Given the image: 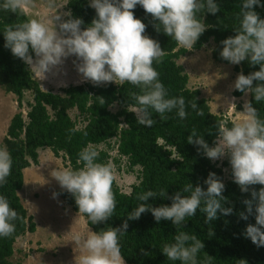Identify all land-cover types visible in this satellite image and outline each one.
<instances>
[{
	"label": "clouds",
	"instance_id": "9594fccd",
	"mask_svg": "<svg viewBox=\"0 0 264 264\" xmlns=\"http://www.w3.org/2000/svg\"><path fill=\"white\" fill-rule=\"evenodd\" d=\"M32 3L33 0H3L0 9L16 13ZM137 5L151 15L157 32L162 29L166 36L189 50L209 27L198 14L216 15L221 10L217 0H90L89 7L95 10V17L87 27L83 26L81 18L73 17L71 11L51 16L47 23L31 19L6 24L4 47L34 70L41 80L47 75H66L65 62L74 58L72 64L81 82H91L96 87L127 82L138 87L139 94L133 92L131 96L136 102L133 113L142 126L152 127L156 123L153 113L166 119L165 114L174 109L184 119L187 116L185 99L182 96L169 98L153 67L154 62H161L165 51L158 41L144 34L146 25L134 16ZM257 7L264 4L260 0H243L238 14L239 26L234 36L220 42V57L232 65L247 61L250 67L259 66L258 71L248 75L243 71L238 73L232 85L234 90L245 97L251 95L259 103L264 102V18L254 10ZM98 98L104 104L103 97ZM236 99L231 98L230 105L234 109ZM191 107L196 109V103ZM197 115L204 114L198 112ZM240 115V123L229 127L221 122L217 126L212 146L195 130L187 137V143L197 146L198 154L213 162L227 158L233 183L242 194L249 196L241 201L243 211L234 212L231 202L223 195L225 184L213 172H209L203 182L206 189L188 182L171 195L167 189L148 190L137 195L141 203L121 226L100 231L88 229L86 235L74 237V244L81 252L78 264H126L121 255L120 237L127 233V221L138 220L144 213H151L156 223L171 221L175 227L173 242L165 243L162 248V254L170 261L199 264L198 254L205 245L196 235L183 230L186 219L195 216L197 210L204 214L206 224L222 216L236 215L243 221L253 217L255 222L246 225L243 235L256 247H264V118L248 100L244 101ZM98 156L95 147L88 145L79 153L83 167L65 168L54 175L60 187L74 198L78 213L92 225L108 221L116 208L113 165L96 162ZM12 164L7 147L0 148V186L7 183ZM256 185L261 187L257 189ZM58 195L54 193L53 198ZM158 197L170 200V205L154 207L148 203L150 198ZM25 203L35 211L32 204ZM20 219L8 199L0 195V237L12 236L16 231L15 221ZM209 235L213 236L214 232ZM204 254L208 260L212 259ZM239 264L247 262L240 260Z\"/></svg>",
	"mask_w": 264,
	"mask_h": 264
},
{
	"label": "trees",
	"instance_id": "16d2710c",
	"mask_svg": "<svg viewBox=\"0 0 264 264\" xmlns=\"http://www.w3.org/2000/svg\"><path fill=\"white\" fill-rule=\"evenodd\" d=\"M242 2L243 0H217L221 10L216 15L198 14L209 27L191 51H198L204 44L211 42V60L229 65V62L220 57V42L235 35ZM2 3L3 0H0V4ZM260 3L264 4V0H260ZM65 8L66 11H71L73 17L81 18L84 27L95 17V10L89 7L88 0H67ZM254 10L264 18V7ZM134 16L146 25L144 34L158 41L165 51L161 62H154L153 67L159 73V80L165 86L168 97L182 96L185 99L187 116L184 119L174 109L165 114L166 119L153 113L152 118L156 123L152 127L138 124L133 113L136 102L131 93L139 94L140 89L127 82L99 87L86 82L67 86L61 90L62 94L42 91L32 78L29 67L4 47V26L26 22L27 17L22 10L12 13L0 9V88L4 93L15 96L17 107L21 106L24 91L31 96L24 117L20 112L14 113L0 141V148L6 146L13 160L11 175L7 178V183L0 186V195L5 196L10 206L22 217L15 221L16 231L12 236L0 237V264H9L15 239L34 232L32 217L27 215L17 193L22 187L23 170L37 166L38 151L43 149H48L54 157H59L65 168L79 169L83 167L82 162H79V153L92 145L99 153L96 162L108 164L110 159L117 169L121 170L123 167L125 172L134 174L135 181L126 190H122L114 180L112 187L116 208L108 221L92 225L87 218L82 217L85 226L91 231L121 226L130 212L141 203L136 198L137 195L145 191L159 192L167 189L171 195L188 182L206 189L203 182L209 172L221 177L225 184L223 195L231 202L234 212L244 210L241 201L249 196L247 193L242 194L233 183L227 158L213 162L198 154L197 146L187 143V137L195 130L197 135L203 136L209 146H212L217 126L226 122L231 127L232 123L223 115L211 113L206 100L199 97L198 90L187 88V76L176 63L179 57L187 53L186 48L179 47L162 29L157 32L153 27L156 22L141 6H136ZM233 70L235 73L243 71L248 75L258 71L259 66L250 67L245 61L234 65ZM242 95L234 89L231 92L232 97L240 98ZM98 97H103L104 104H101ZM246 100L251 101L260 117L264 118V102H255L251 95ZM193 103H196V109L191 107ZM70 110H74L81 118V125L69 117ZM198 112H203L204 115H197ZM255 187L259 189L261 186ZM60 196L72 212L78 213L70 193L64 191ZM148 203L156 207L161 204L170 205L171 201L158 197L155 200L150 198ZM127 222V233L120 237L121 255L126 264H181L180 261L168 260L162 254L163 245L173 242L176 232L171 221L156 223L151 213H144L138 220ZM254 222L253 217L243 221L236 215H230L206 224L204 214L197 210L195 216L186 219L183 230L196 235L205 245L198 254L199 264H239L240 260H245L247 264H264V247H256L243 235L246 225ZM211 231L214 232L213 236L209 235ZM204 253L212 259L208 260Z\"/></svg>",
	"mask_w": 264,
	"mask_h": 264
},
{
	"label": "rangeland",
	"instance_id": "374dc122",
	"mask_svg": "<svg viewBox=\"0 0 264 264\" xmlns=\"http://www.w3.org/2000/svg\"><path fill=\"white\" fill-rule=\"evenodd\" d=\"M66 1L33 0L32 5L22 11L28 20L37 19L47 23L49 17L66 12ZM179 47L183 46L179 45ZM211 48V42L204 44L198 51L186 48L187 53L179 57L176 63L182 67L187 76V88L198 90L199 97L206 100L210 112L225 116L233 126L242 120L240 112L243 110V103L247 96L242 95L236 99L235 109L230 105L232 85L238 73L234 72L232 64L213 62L210 58ZM72 59L74 58H69L65 62L66 75H47L46 79L41 80L29 67L32 78L42 91L56 94H62L61 90L67 86L86 83L81 82V76L75 71ZM10 95L0 88V119L7 118L4 117L7 104L9 116L20 112L24 117L28 110L26 105L31 102L30 93L23 92L20 107H17L16 98ZM68 114L72 120L81 125V118L74 110L68 111ZM3 124L1 123V128L4 127ZM38 157L37 166H30L23 172L22 187L17 193L27 215L32 217L35 229L33 233H25L15 239L13 254L8 262L9 264H78L81 252L74 244V237L81 235L75 227L80 214L72 212L70 207L66 206L60 196V193L66 190H63L54 178L55 172L65 169V166L62 160L54 157L48 149L39 151ZM108 164L113 165L114 180L122 190H126L135 181L133 173L125 172L123 167L121 170L117 169L110 159ZM54 193L59 195L53 198ZM25 201L32 204L35 211Z\"/></svg>",
	"mask_w": 264,
	"mask_h": 264
},
{
	"label": "crops",
	"instance_id": "0c3cea01",
	"mask_svg": "<svg viewBox=\"0 0 264 264\" xmlns=\"http://www.w3.org/2000/svg\"><path fill=\"white\" fill-rule=\"evenodd\" d=\"M9 96V95H8ZM10 96H13V95H10ZM15 97V96H14ZM10 98V97H9ZM6 109H7V111H6V113H5V115H4V117H7L6 119L4 118V120H3V118L2 119H0V125H1V123H4L3 125H4V127H2L1 128V126H0V141H1V139H2V137L5 135V132H6V128H7V126H8V123H9V120H10V118L12 117V115L11 116H9V107H8V104H7V106H6ZM213 114H216V113H213ZM44 150V149H43ZM39 151H42V150H39ZM39 151H38V156H39ZM39 158V157H38ZM27 169V168H26ZM26 169H24L23 170V172L26 170ZM24 176V175H23ZM80 214V213H79ZM74 227V226H73ZM75 227H76V230H79L80 232H81V235H86V233H87V230H88V228L85 226V223H84V220H83V218H82V216L80 215L79 216V218H78V220H76V222H75Z\"/></svg>",
	"mask_w": 264,
	"mask_h": 264
}]
</instances>
